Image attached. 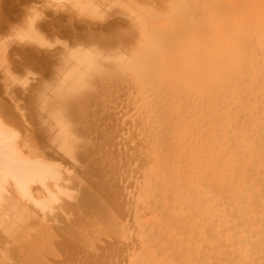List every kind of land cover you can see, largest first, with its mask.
<instances>
[{"label":"bare ground","instance_id":"obj_1","mask_svg":"<svg viewBox=\"0 0 264 264\" xmlns=\"http://www.w3.org/2000/svg\"><path fill=\"white\" fill-rule=\"evenodd\" d=\"M4 1L7 2V0ZM59 1H67L70 6L64 8L62 4L61 8V5H56V2L58 4ZM110 1L54 0V4L48 3L44 7L45 10L38 7L34 9L30 6L34 0L25 1L27 5L23 6L22 16L30 18L33 31L37 30L40 33L39 29L42 28L41 25L46 24L45 21L49 20L48 17L51 16L53 19V16L57 14H59L57 19L58 16H63V18L60 17V21L67 20L73 14V16L82 17L85 21L82 25L88 26L86 36H83L79 42L75 39H73L75 41L72 39L70 41L68 37L70 43L66 47L70 49L66 53H69L68 55H71L72 59L70 56L65 58L64 54L66 53L63 55L59 53L60 56L64 57V59L61 57V60L64 61L58 62L59 68L55 69V72L52 70L54 73L49 76L53 80L60 78V82L58 81V83L56 79L55 83L60 84L62 82L65 84L63 86L64 94H62L63 91L60 93L62 90L60 87L59 92L55 88L57 95L54 93L55 89L52 88L54 85L49 78L48 80L51 82L48 81L47 83L52 85L50 86L54 90V92L52 91L54 94H50L53 95L54 100L51 99L50 95H47V90H45L47 94L43 93L50 100L45 94H41L47 98L45 100L49 102L47 105L49 107L46 106L47 102L44 97L45 102L40 101L42 96L40 97L39 93H37L39 95L35 91L32 93L40 98L36 99V95L32 96L35 97L34 101L35 99L36 101L39 100L46 106V108L45 106L42 107L43 110L48 108V112L46 111L47 113H43V115L41 114L43 111L40 113V109H33L32 103L30 105L33 111L35 110L37 113L39 111V116H44L37 118L39 120L38 127L41 126L39 127L41 130L39 134L43 133V143H46L42 145L43 143L40 141L42 145L41 147L39 145L40 148L36 146V142L33 143L35 138H33V124L30 123L32 124L30 125V120H25L29 114L27 112L31 109L29 108L30 110L27 111L24 98L22 97L23 102L19 98L22 103L15 104L16 107L10 103L14 101L8 100L10 93H12L10 89H15L20 79L23 82L26 79L27 85H30L27 82L28 76L22 78L28 69L23 67L24 62L23 65H20L22 67H18L21 64L19 63L20 60H17L19 63L17 66L16 59L11 58L10 52L13 51V55L17 52L14 53L11 45L6 49V43L2 48L3 50L5 48V53H7L2 55L4 57L5 55H7L6 57L10 56L11 59L8 57L9 61L12 62L13 60L17 68L8 70L10 69L8 67H12L9 66L10 62L7 64L8 67L3 66L0 70V145L2 146H0L2 148L0 150V237L10 236L11 239L16 237L14 238L16 241V239H24L27 236L24 240L26 243L23 242L30 246L28 239H36L37 236H40L43 228L46 233V231H50L49 227H51L53 230L51 232L55 231L53 234L57 235L54 237L49 231V233L47 232L48 235H51L50 237L53 236L51 242L58 238L55 242L59 243L61 237V245L58 243L57 245L62 246V239L64 240V236H61L62 231L65 230L66 226H71L70 222L74 218L69 215L76 216L77 207L81 203L84 210L92 209V212H97V205H100L101 202L104 203L101 200L105 198L104 200L107 201L108 205L105 207L109 209H103L104 204L101 205V208L98 206L100 216L96 212H91L94 214L92 217V220H95L94 225L98 224V227H95L97 229L93 227L94 225L89 227L86 225L87 223H84L87 220L83 221L79 217L80 220H76L75 224L79 222V226L81 225L79 228L84 227L85 224V227L88 226L87 229H80L82 232L84 231L83 234L80 230L78 233L76 227L77 232H74L75 236H73L75 225L72 224L73 229L71 227L70 229L66 228V230H73L71 231L72 234L64 231V233L67 232L73 236L72 244L69 245L71 247L70 249L66 247L63 252H61L63 247H59L60 253L59 249H56L57 246L54 247L53 245L54 251L59 252L58 255L55 253L53 258L59 256V260L54 263L56 259L53 261L52 258V264H264V0H121L118 4L120 7L115 6L116 12H114V6L112 7L111 11L114 14H111V17L113 18H110V15L107 16V7H103ZM122 2H134L131 5L129 3V6L136 11H133V17L128 16L134 21H130L122 14L124 13L122 12L123 8L121 9L124 4ZM20 4L22 5L23 2ZM109 4L111 5V3ZM126 5L123 6L124 11L127 10L125 15L127 13L131 15L132 12ZM132 5L138 6V9ZM0 7L2 6L0 5ZM10 7L8 9H11ZM14 9L15 13L16 8L14 7ZM108 10L110 9L108 8ZM10 12L12 13V11ZM99 13H106V17L98 18ZM120 15L124 16L128 22L130 21L129 24L132 25L134 22V26L124 28V24L121 23L123 29H120L121 27L119 28L116 23L119 30V32L116 30L118 34H111L112 31L111 36H109L110 34L105 35L111 30L108 27L109 23L107 24L109 18L113 20L114 17H118L119 20L117 18L116 20L120 21ZM25 18L27 21V17ZM123 18L121 19L122 22L125 21ZM73 19H77V17ZM73 19L70 22H74ZM11 20L9 19V23L6 21L7 26L14 24L10 23ZM79 20L75 22L81 25L82 21L79 22ZM163 20L166 24H163ZM128 22L125 27L129 26ZM2 23L4 24V22ZM25 23L27 24V22ZM160 23L165 25V28L158 27ZM31 24L28 26L32 27ZM90 25L99 27L94 32ZM25 26L27 27V25ZM50 27L46 29L47 32H49ZM6 28L4 30H9ZM21 28L23 29L20 27L18 30L21 31ZM14 29V33L10 32L12 29L7 31L10 32L9 35L20 32H15ZM26 29L30 30V28ZM1 30L3 31V29ZM38 34L33 35L37 37ZM43 34L45 33L43 32ZM52 38L49 39L48 37V40L51 41L52 39L53 41L54 36ZM59 39L61 40V38ZM20 40H18L19 44L22 42L20 46L24 44L23 47H26L25 43L29 44L28 40L25 43L20 42ZM8 44H10L9 41ZM41 44L44 45L45 41ZM41 44L39 41L40 46ZM125 44L127 46H124ZM33 45H35V38ZM36 45L38 46V44ZM110 46H117L118 48H112L113 51L110 50V53L108 52L109 54L106 55L105 48ZM51 47H54L53 44ZM14 48L18 47L15 46ZM32 48L39 50V47L33 46ZM94 48L95 50L100 49V51L93 53ZM18 49H22L19 51L21 53L28 47ZM31 49L28 52L33 53ZM40 50H42V54L43 49ZM46 51L49 52V50ZM55 51L54 53H57L59 49L57 52ZM113 52L115 55L112 54ZM23 54L21 62L25 56ZM45 54H48L46 57L49 58L50 53L45 52L44 56ZM76 55L80 57H76ZM8 59L0 63L3 62L6 65L9 62ZM60 69L67 71L63 72ZM61 72H63L62 75ZM67 72L70 74L63 76ZM19 73L24 74L20 75ZM115 81L118 82L116 83L118 86L116 90L113 89L116 86L111 85ZM26 83L24 84L25 88ZM106 84H108V91L122 89L123 91L120 92H125L123 95L120 93L118 97L116 95L118 93H115L114 96V91H110L111 94L107 93L108 96L110 95L109 98L114 96L113 100L118 98L114 101L115 103L111 98V102L114 104L109 102V104L111 103L109 113H111L110 111L116 112L112 109L114 107L116 109L120 105L118 100L121 104H123L122 101L125 104L127 102L126 105L128 106L123 105L125 107L119 108L117 113L114 112L113 115L111 113V115L106 116L107 118L104 117L106 119H104L106 121L105 127L104 124H98L102 127V132L99 129L102 134L96 133V135L98 134L99 138L102 135L101 140L103 139L104 145L109 146L107 148L103 146L100 139L98 140V137L92 136L94 131L99 132L98 129L92 130L97 124L95 123L94 126L91 123V127L88 122L86 124L89 129L86 128L88 131H85L89 135L86 134L85 136L95 137L96 139H94L98 142L93 141L92 137L91 141L92 143L96 142V145L100 142L98 145L100 150L94 144H91L90 147L93 158L97 156V160H101L98 161L99 165L91 158L92 155L88 150L91 159L90 161H88L89 158H85L86 161L83 160L84 157L82 156L87 154L85 152L87 146L83 142L82 138L84 137L82 136L86 132L79 126V124L82 125L79 120L82 114L80 115V111L77 109L84 105L83 109L86 110L85 107L89 105L87 103L91 102L90 99L99 96V99L94 100V102L97 100L95 102L97 108L94 107V102H91L93 106L90 104L92 106L91 113L94 108L95 111L93 110V112L98 109L97 112L108 111L107 101L110 99L106 98L108 96L105 98L102 96L105 102L100 99V95L107 92L105 89H103L102 94L100 92L103 86L106 87ZM46 86L49 91L50 88L47 84ZM18 87L16 88L18 89ZM21 88L24 90L23 87ZM27 90L25 89V91ZM13 94L11 95L12 98ZM58 94L61 96L57 97ZM121 96L125 97L120 98ZM87 98L90 101L86 102ZM29 99L33 98L30 97ZM125 100L127 101L125 102ZM103 102L107 105H104L105 108L102 105L100 109L99 104H103ZM87 108L88 113L90 107ZM126 109L127 112L124 111ZM85 110L82 112L83 116L86 114ZM30 112L32 114V111ZM35 112L32 115L37 116ZM91 113L89 112V116L87 114L85 116L90 117ZM103 113H100L101 116ZM99 118L103 117H95L94 121ZM83 120H86V117ZM101 120L103 121V119ZM11 125H14L18 132L10 130ZM90 129L93 132H90ZM87 137L84 139L87 140ZM28 138L29 141L31 139L30 142H27ZM41 138L42 136L39 139ZM86 142L89 147L90 140L88 139ZM96 150L100 152L103 150L98 153L102 154V156L100 155L101 159H98V154L95 155ZM21 151H24L23 156L19 154ZM91 160L95 165L92 164ZM98 166H100L99 169L101 168L100 171H98ZM108 174L112 176L113 180L109 178ZM80 175L88 180V182L85 180V183H88L86 194L89 197L87 200L94 201L96 197L102 198L99 201L96 199L98 204L91 202L96 208L88 202L89 208L86 209L85 202H83L86 198L84 200L75 196V193H79H77V187H86L84 181L83 184H81L82 180L81 183L75 181L81 178ZM106 175L109 176V182L112 181L111 184L107 182ZM98 179H101L100 182ZM99 183L102 185L100 186ZM103 183L109 184L108 189L106 188L107 185L104 188ZM99 186L104 190L100 192ZM74 187H76V191ZM81 188L79 191L82 193L84 188ZM72 189L75 193L70 191ZM91 191L92 194H90ZM69 192L74 194L73 198L71 197L72 193ZM81 193L80 196L85 194V191ZM93 193H95V198L92 196L93 199H91L90 196ZM66 198L72 200L66 202ZM73 199L81 201L78 202V200ZM71 201L75 205L78 204L75 210L71 209V207L74 208ZM91 206L92 208H90ZM84 210L81 215L84 214ZM104 210L107 211L104 213ZM64 211L66 212L64 213ZM87 211L86 216L83 215L85 218L89 217L88 215L92 216ZM66 213H68L69 219H72L69 224L64 222L65 220L68 222V216H66L67 219L64 216L67 215ZM61 215L64 216L63 219L65 218L63 221L60 220L63 222L61 226L62 224L66 225L62 231L61 228L58 229L57 227L60 224V222L58 223L59 220L55 221L58 217L62 218ZM46 217L55 219L57 225L54 227L60 230V233L57 232L59 235L56 233L57 229L53 227L54 224H51L49 229L44 225ZM49 220L47 221L48 224H50ZM92 220L89 222L91 225L94 223ZM27 221L34 222V225L29 224V227L33 225L32 229L36 236L33 233L32 235L35 238L31 236V228L27 226ZM54 221L51 220V222ZM80 221L83 225L80 224ZM5 224L7 226H4ZM25 224H27V229L29 228L32 238H29V234L24 232ZM46 236L44 238L47 241L49 238ZM67 236L65 238L71 241L69 235ZM3 238L5 241V237ZM10 238L7 239L10 240ZM45 239H40V241L46 242ZM66 239L63 243L67 241ZM8 240L3 243L9 244L11 241L12 244L14 242L12 240L8 242ZM35 241L39 242L37 239ZM35 241L32 243H36ZM1 243L0 264H28L27 259L24 260V253L20 256V253L17 254L19 251L17 252L16 249L12 248H8V251L4 249V251L3 248H7V246ZM48 243L50 244V241ZM15 244L17 245V243ZM33 244L32 246H34ZM46 245L48 244L46 243ZM29 248L27 249L29 250ZM51 250L52 248L46 250L47 253L50 252V257L53 255ZM34 251L36 253V249ZM44 251L39 253L37 251V253H41L39 256L42 254L44 256L46 253ZM29 253L31 257V252ZM47 253L45 254L46 259L49 258ZM40 258H38V262H36L37 259L34 263L32 261L34 259H29V261L33 264L35 262L40 264L43 261L42 258L39 260ZM44 262L50 264L45 260Z\"/></svg>","mask_w":264,"mask_h":264},{"label":"rangeland","instance_id":"obj_2","mask_svg":"<svg viewBox=\"0 0 264 264\" xmlns=\"http://www.w3.org/2000/svg\"><path fill=\"white\" fill-rule=\"evenodd\" d=\"M9 1H10V2H9ZM17 1L19 2V5H18V2H17ZM25 1H26V0H7V2L4 1V0H1V1H0V5L2 6V7H0V13H1V14H0V18H1V20H0V26H3V27H4V28H3V27H0V38H1V39H0V40H1V41H0V46H1V44H2V46H1L0 48L2 49L3 46H5L4 44L7 43V46H5V48H6V47L8 48V47L11 45V47H13V49H14V53L17 51L14 55L12 54L13 51L10 52V53H11V58L13 57V58L16 59L15 62H16V64H17V66H18L19 63H21V64H19L18 67H22V66H20V65H23V62H24V66H23V67H24L25 69H26V68L28 69V70L26 69V70H27L26 73L23 71L26 75H25L24 73H21V74L19 73V74H20V75H23V74H24L23 77L21 76L23 79H24L25 76H28V78L26 77V78H27V82H28V84L30 83V85H27V83H26V79H24V82L26 83V88H25V87H24V84H25V83L23 82V80L20 79V82H18V83H19L18 86L20 87V89H19L18 86H16V87H18V89H17L16 87H15V89H14V88H13V89H10V90H11L10 92H12V93L9 92V93H10V99H8V100H9V101H14V102H10V103L12 104L13 107L15 106V104H17V103H18V104H21L23 101H25V102H26V106H27V111H29V110L31 109L30 111H32V114H34L35 110L33 111L32 108H31V107L34 106L33 109H36V110H39V109H40V113L43 111L41 114H43V113L45 114V113L48 112V111H47L48 108H47V110L44 109V110H45V111H44V110L42 109V107L45 106V105H44L42 102H40V101L45 102V101H46L45 98L47 97V95H50V97H52L53 95H51V94H54V93L56 94L57 92H59V87H60V89L62 88V90H60V93H62V91H63V89H64L63 86L65 85V84H62V82H61L60 84H61L62 87L59 86L60 84H58V83L60 82V78H58V79L56 78L57 80H56V79H55V80H56L57 82H58V81H59V82H58V83H57V82L55 83V80H53L52 78L50 79L49 76H51V74L53 75V73L55 72V69H58V68H59V66H57V65H58V62H62V61H64V60H61V57H63V56H60V54L63 55L64 53H66L67 50L69 51L70 48H67L66 46H67V45L70 43V41H72L73 39L77 40V42H79L80 40H82V39H83L82 37H83V36H86V33L88 32V26L86 27V26H83V25H82V24H84V22H85L84 19H83L82 17L79 18V16H76V15L73 16L74 14H73L71 17H69V18H72V17H73V18H76V17H77V19H73V18H72V19L74 20V22L77 21L78 19H80L79 22H80V21H82V22L84 21L83 23L81 22V25H82V26H81L80 24L78 25V22H77V24H76V22L74 23L73 21L70 22L72 19H71V20H68L69 18H67V20H65V21H63V20L60 21V17H61V16H58V19H57V15H59V14H57V15L53 16V19L51 18V16H49V17H48L49 20H48V18H47L48 21H45V20H44L45 23H46V24H45L46 26H45L44 24L41 25L42 28L39 29V30H40V33H39V31H37V30H36V31H33V24H31V20H30V18H29L28 16H22V15H23V14H22V9L24 8L23 6H26V5H27ZM39 1H41L42 3L39 2ZM39 1H38V0H37V1L34 0L35 3L33 2V4H31L30 6H32L34 9H36V7H38L39 9L45 10L44 7H46V6L48 5V3H49V4H54V3H53L54 0H53V1H52V0H48V1L45 0V3H47V4L44 3V0H39ZM50 1H51L52 3H51ZM55 1H56V0H55ZM108 1H109V0H108ZM114 1H115V0H114ZM114 1L111 0L110 2H107V4H104V5H103V7H107V8H106V11H107V12H106V11H105V12L107 13V16L110 15V18H113V17H111V14H114L113 11H111V10H112V7L114 6L113 9L115 8L116 5H117V8L120 7V5H118V4L120 3L121 0H116L117 2H116V1L114 2ZM131 1H133V0H131ZM136 1H137V0H136ZM22 2H23V4L21 5L20 3H22ZM65 2H66V4H65ZM2 3H3V4H2ZM10 3H11L12 5H11ZM15 3H16V5H15ZM24 3H25V4H24ZM36 3H37L38 5H37ZM109 3H111L112 6H111ZM113 3H114V4H113ZM122 3H124L125 5L127 4L126 7H128V8H129V11L132 12L131 15L128 14V13L125 15V13L127 12V10L124 11V7H123V6H125V5H124V4L122 5ZM122 3H121V5H122L121 9L123 8V9H122L123 11H122L121 9H119V10H121L122 12H124V13H122V14H124V16L127 17V19H129V20L131 21L133 18L128 17V16H132V17H133V11H136V10L130 8L129 3H130V5H131V3L133 4L134 2H129V3L122 2ZM135 3H136V2H135ZM138 3H139V1H138ZM62 4H63V7H64V8H65V6H67L66 8H68V7L70 6V4H68L67 1H63V2H60V1H59L58 4H57V2H56V5H57V6L61 5V6H60L61 8H62ZM136 4H137V3H136ZM35 5H36V6H35ZM43 5H45V6H43ZM134 5H135V4H134ZM3 6H4V7H3ZM10 6H11V7H10ZM19 6H20L21 8H20ZM118 6H119V7H118ZM132 6H133V5H132ZM6 7H7V8H6ZM9 7H10L12 10H11V9H8ZM14 7L16 8L15 13H14V11H13V10H15ZM18 7H19L20 9H19ZM60 7H59V8H60ZM110 7H111V8H110ZM133 7L136 8V9H138V6H136V7L133 6ZM17 8H18V9H17ZM38 8H37V9H38ZM108 8H109L110 10H108ZM117 8L114 9V10H115L114 12H116V9H117ZM5 9H7V10H5ZM125 9H127V8H125ZM130 9H132V10H130ZM8 10H9V11H8ZM2 11H3L4 14L2 13ZM7 11H8V12H7ZM10 11H12L13 14H12ZM117 11H118V10H117ZM129 11H128V12H129ZM16 12H18V13H16ZM20 12H21V14H20ZM131 12H130V13H131ZM5 13L7 14V16H6ZM106 13H99V14H98V18H99V17H102V16H103V17H106V15H105ZM8 14H9V15H8ZM101 14H102V15H101ZM122 14H121V15H122ZM3 15H4V16H3ZM13 15H14L15 17H14ZM62 15H63V14H62ZM121 15L119 16L120 21H118V20H119L118 17H116L118 20H116L115 17H114L113 20H111V19L109 18V21L107 22V24H108V23H109V24L111 23V25L108 24V27H110L111 30L109 31V33H106L105 35L110 34L112 31H113V33H111V34H113V35H117V34H118L117 31L119 32L118 27H119V28L121 27L120 29H123V27H124V28H130L131 26H134V25H133L134 22L132 23V25L129 24L130 21L128 22V21L126 20V18H125L124 16H121ZM9 16H10V17H9ZM18 16H19V17H18ZM21 16H22V17H21ZM112 16H113V15H112ZM3 17H4V18H3ZM5 17H6L7 19H6ZM17 17H18V18H17ZM25 17H27V19H28L29 21H28V20L25 21V20H26ZM55 17H56V18H55ZM123 17H124V18H123ZM8 18H9L10 20L12 19L10 23H14V24H12V25H11V24H8V26L10 25V26H12V27H10V26L8 27V26H7L6 21L9 23V19H8ZM16 18H17V19H16ZM61 18H63V16H62ZM84 18H85V17H84ZM98 18H97V19H98ZM122 18H123V20L126 21V22L123 21V22H125V23L122 22V20H121ZM134 18H135V17H134ZM3 19H4V20H3ZM13 19H14L15 21H14ZM21 19H22V20H21ZM51 19H52V20H51ZM56 19H57V20H56ZM86 19H87V18H86ZM53 20H54V21H53ZM17 21H18V22H17ZM20 21H21V22H20ZM24 21L27 22V24H26ZM50 21H51V23H50ZM67 21H68V22H67ZM132 21H134V20H132ZM163 21H164V20H163ZM163 21H162V23H163ZM2 22H4V24H3ZM15 22H17L18 24H17V23L15 24ZM54 22H55V23H54ZM61 22H62V23H61ZM127 22H128V25H129V26L126 25L127 27H125V24H126ZM20 23H21V24H20ZM29 23L32 25V27H31V26H30V27L28 26V25H30ZM58 23H59V24H58ZM63 23H64L66 26H65ZM116 23L118 24V27H117V24H116ZM119 23H120V24H119ZM121 23L124 24V26H123ZM162 23H160V24L158 25V27L161 26L160 28H165V25H163V24H166L165 21H164L163 24H162ZM1 24H2V25H1ZM24 24L27 25V27H26ZM47 24H48V27H47ZM49 24H53V25H49ZM55 24H56V25H55ZM71 24H72V25H71ZM161 24H162V25H161ZM4 25H5V26H4ZM13 25H14V26H13ZM22 25H23V26H22ZM59 25H60L62 28H61ZM76 25H77V27H76ZM112 25H113L114 27H113ZM15 26H16V27H15ZM18 26H19V27H18ZM24 26H25V28H24ZM50 26H51V27L54 26V28H51ZM80 26H81V27H80ZM93 26H95V25H92V26L90 25V27L92 28V30H94V32H95L99 26L97 27V25H96L94 28H93ZM122 26H123V27H122ZM6 27L9 28V30H8ZM17 27H18V28H17ZM20 27H23L24 31H27L28 33H29V32H30V33H29V34H28L27 32L25 33L24 31H22V30H23L22 28H21V31H22V33H21V31L18 30V29H20ZM39 27H40V26H39ZM43 27H44V28H43ZM46 27H47V28L50 27V29H48V31L51 33V36H50V33L46 31V29H47ZM58 27H60V28H58ZM78 27H80V28H78ZM85 27H86L87 29H86ZM111 27H113V28H111ZM5 28H6L7 30H4ZM14 28H15V29H14ZM16 28H17V30H16ZM26 28H30V30H27ZM64 28H65V29H64ZM66 28H67V29H66ZM74 28H75V29H74ZM81 28H83V29H81ZM95 28H96V29H95ZM1 29H3L4 33H6V34H4L3 31H2ZM11 29H12V31H10ZM13 29L15 30V32H16V31H20V32H16V33H15L16 36L13 35V34L9 35L10 32H11V33H14V32H13ZM25 29H26V30H25ZM41 29H43V30H41ZM52 29H53V30H52ZM112 29H114V30H112ZM50 30H51L53 33H52ZM75 30H76V31H75ZM116 30H117V31H116ZM7 31H10V32L8 33ZM32 31H33V32H36V33H33ZM41 31H42V33H41ZM115 31H116V32H115ZM37 32H38L39 34H38ZM43 32H44L46 35L43 34ZM60 32H61V33H60ZM67 32H68V33H67ZM70 32H71V33H70ZM1 33H2V34H1ZM20 33H21V34H20ZM23 33H24V34H23ZM31 33H32V34H31ZM65 33H66L67 35H70V36H67ZM26 34H28V35H26ZM33 34H38V35H37V37H36V35L34 36ZM41 34H42L43 36H42ZM52 34H54V35H53V36H54V40H53V41H52V39H53V38H52V37H53ZM57 34H58V35H57ZM83 34H85V35H83ZM111 34H110L109 36H111ZM12 35H13L15 38H14ZM25 35H26V36H25ZM31 35H32V37H31ZM56 35H57L58 37H57ZM71 35H72V37H71ZM10 36H12V38H10ZM17 36H18V37H17ZM19 36H20V37H19ZM22 36H23V37H22ZM33 36H34V38H35V45H33V44H34V38H33ZM55 36H56V37H55ZM29 37H30V38H29ZM39 37H42V38H39ZM44 37H45V38H44ZM48 37H49V39H50V37L52 38L51 41L48 40ZM68 37L70 38V41H69V38H68ZM74 37H75V38H74ZM105 37H106V36H105ZM20 38H22V39L20 40ZM25 38H26V39H25ZM31 38H32V39H31ZM58 38H61V40H60V39L58 40ZM67 38H68V39H67ZM76 38H78V39H76ZM81 38H82V39H81ZM4 39H5V41H4ZM7 39H8V40H7ZM9 39H10V40H9ZM16 39H17V41H16ZM38 39H39V41H40V44H41L42 42L44 43V41H45V44H44V45L41 44V46H40V45H39V41H36V40H38ZM41 39H43L44 41H43V40L41 41ZM63 39H65V40L67 39V40L65 41V40H63ZM71 39H72V40H71ZM11 40H12V41H11ZM18 40H20V42L23 41V43H25V41L28 40L29 44H28V43H25V44H26V47H28V49L25 50V51H21V53H20L19 51L22 50V49L19 50L18 48H26V47H23L24 44H22V45L20 46V44H21L22 42L19 44V43H18V42H19ZM47 40H48L49 42H48ZM55 40H56V41H55ZM62 40H63V42H62ZM75 40H73V41H75ZM8 41H9L10 44H8ZM13 41H14V42H13ZM30 41H32V42H30ZM26 42H27V41H26ZM36 42H38V43H36ZM50 42H51V44H49ZM53 42H54V43H53ZM58 42H59V43H58ZM15 43H16V44H15ZM30 43H31V44H30ZM57 43H58V45H57ZM61 43H62V44H61ZM14 44H15V46L18 47V48H14L15 46H12V45H14ZM36 44H38V46H37ZM47 44H48V46H47ZM52 44H53L54 47H51ZM59 44H60V45H59ZM126 44L129 45V43H126ZM126 44H125L124 46H127ZM18 45H19V46H18ZM29 45H30V47H29ZM32 45H33L34 47H39V50H38V49H35V50H34V48H32V49H33V50H32V49H31V47H33ZM42 45H43V46H42ZM24 46H25V45H24ZM55 46H57V47L55 48ZM11 47H10V48H11ZM48 47H49V49H47ZM50 47H51V48H50ZM63 47H64V48H63ZM114 47H117V46L106 47V48H105V51H106L105 54H106V55L109 54V53H110L109 51L112 50V48H114ZM5 48H4V50H3V49H2V50L0 49V50L2 51V52L0 53V59H1L0 62H1V61H4V62H5V61L8 59V57L10 58V56L6 57L7 55H5V57L3 56L4 53L6 52V51H5ZM7 48H6V49H7ZM29 48L31 49V51H32L33 53L28 52V51H30ZM41 48L43 49V53H42L43 55L41 54V52H42V50H40ZM44 48H45V49H44ZM53 48H55V49H53ZM62 48H63V50H60V49H62ZM108 48H109V50H108ZM110 48H111V49H110ZM117 48H118V47H117ZM122 48H123V47H122ZM11 49H12V48H11ZM15 49H16V50H15ZM58 49H59L60 52L58 51ZM96 49H97V48H96ZM106 49H107L108 51H107ZM23 50H24V49H23ZM46 50H49V52L46 51ZM50 50H51V52H50ZM55 50H56V51H55ZM64 50H65V51H64ZM93 50H95V48H94ZM97 50H98V51H97ZM97 50H95L96 52L94 51L93 53H98V52L100 51V49H97ZM38 51H39V52H38ZM52 51H53V52H52ZM54 51H55V52L58 51V52H57L58 54H57V53H54ZM61 51H62V52H61ZM105 51H104V52H105ZM112 51H113V50H112ZM112 51H111V52H112ZM116 51H118V49H116ZM116 51H114V52L116 53ZM18 52H19V55L17 54ZM37 52H38V53H37ZM45 52H46V53H50V54L53 53V54H52V55L49 54V58H48V57H46L48 54H47V55L45 54V56H44V53H45ZM108 52H109V53H108ZM114 52H113L112 54L115 55ZM23 53H24V54H23ZM28 53H29V54H28ZM36 53H37V54H36ZM39 53H40V54H39ZM59 53H60V54H59ZM2 54H3V55H2ZM5 54H7V53H5ZM20 54H21V55H20ZM22 54L25 55V56L23 57V60H24V59H26V60H24V61L22 60V62H21ZM27 54H28V55H27ZM32 54H33V55H32ZM38 54H39V55H38ZM56 54H57V55H56ZM66 54H67V55H66ZM66 54H64V55H65V58H67L68 56H70V59H72L71 55H68L69 53H66ZM1 55H2V56H1ZM9 55H10V54H9ZM12 55H13V56H12ZM16 55H18L19 57L16 56ZM29 55H30V56H29ZM34 55H37V56H34ZM41 55H42V56H41ZM106 55H105V56H106ZM26 56H27V58H25ZM52 56H53V57H52ZM54 56L56 57L55 59H54ZM59 56H60V57H59ZM66 56H67V57H66ZM77 56L80 57L79 55H76V57H77ZM108 56H109V55H108ZM110 56H111V54H110ZM2 57H3V59H2ZM20 57H21V58H20ZM42 57H43V58H42ZM4 58H5V60H4ZM11 58H10V59H11ZM41 58H42V59H41ZM18 59H19L20 61H19ZM27 59H28V60H27ZM51 59L54 60V61H52ZM63 59H64V57H63ZM17 60L19 61V63H17ZM29 60H30V61H29ZM49 60H50L51 62H50ZM55 60H56V61H55ZM8 61H9V59H8ZM10 62H11V60H10L9 62H7L6 65L2 62V63H3L2 66H1L2 63H0V70L3 68V66H4V67H8L7 64H9ZM15 62L12 60V62L10 63L9 66H12L13 68H12V67H8V68H10V69H8V70L11 71V70L17 68ZM47 62H48V63H47ZM52 62H53V63H52ZM28 63H29V64H28ZM13 64H14V65H13ZM25 64H27V65L25 66ZM52 65H53V66H52ZM43 66H45V67H43ZM29 67H30V68H29ZM43 68H44V69H43ZM50 69H51V70H50ZM66 69H67V68H66ZM66 69H65V70H66ZM49 70H50V71H49ZM52 70H53L54 72H53ZM60 70L63 71V72L65 71V70H63V69H60ZM66 71H67V70H66ZM66 71H65V72H66ZM63 72H61V75H62ZM68 72H69V71H68ZM68 72H67V73H64L63 76H66V75L68 76V74H70V73H68ZM0 74H1V73H0ZM19 74H18V75H19ZM18 75H17V77H18ZM46 75H48V76H46ZM59 76H60V75H59ZM52 77H53V76H52ZM18 78H20V76H19ZM44 78H46V79H44ZM48 78H49L50 80H52V82L49 81ZM28 79H30V80L28 81ZM40 80H41V81H40ZM44 80H45V82H43ZM48 81H49V83L51 82L52 85H54V86H52L51 84L47 83ZM32 82H33V83H32ZM35 82H36V83H35ZM20 83H21V84H20ZM23 83H24V84H23ZM40 83H42V84H40ZM53 83H54V84H53ZM116 83H118V82L115 81V83H114V84H111V85H115V86H116ZM32 84L34 85V88H33V89H32V87H33ZM46 84L48 85V88H50V89H49L50 92L48 91ZM55 84H57L58 86L56 87ZM43 85H45V86H43ZM50 85H51L52 88H54V89L57 88V92H56V89H55V92H54V90L51 89V86H50ZM107 85H108V84H106V87H105V88H104V86H103L102 89L100 90L101 94L103 93V89H105V91H107L106 93L100 95V99H103L102 96H104V98H105L106 96H108L107 93H110V94H111L110 91H112V89H111V90L109 89L110 91H108V89H107V88H108ZM111 85H109V86H111ZM118 85H119V84H118ZM36 86H37V87H36ZM38 86H40V87H38ZM21 87H23L24 90H23ZM42 87H43V88H42ZM44 87H45V88H44ZM41 88H42V89H41ZM109 88H110V87H109ZM111 88H113V87L111 86ZM117 88H118V86H116V87L113 88V89L116 90ZM119 88H120V86H119ZM16 89H17V91H19V92H17ZM25 89H26V90L29 89V90L25 91ZM30 89L32 90V92H31ZM35 89H38V90H35ZM43 89H44V90H43ZM106 89H107V90H106ZM13 90H14V91H13ZM39 90H41V91H39ZM45 90H47L48 94H47V92H46ZM115 90H113V91H114V96H115V93H118V94H116L117 97L120 96V95H119L120 93H122V95L125 94V92H124V93H123V92H120L122 89H121V90L118 89L119 92H118V90H117V91H115ZM21 91H23V92H21ZM24 91H25L26 93H25ZM34 91L36 92V94L39 93L40 95H39V94H37V95H39L40 97H41L43 94H45V93H46L47 95L45 94L46 97H45V96H42V100H40V101L37 100V101H36V99L39 98V96L37 97L36 94H32V93H35ZM52 91H53L54 93H52ZM64 91H65V90H64ZM64 91H63L62 94H64ZM113 91H112V92H113ZM122 91H123V90H122ZM2 92H3V91H2ZM29 92H30V93H29ZM43 92H45V93H43ZM13 93H15V94H13ZM27 93H28V94H27ZM42 93H43V94H42ZM50 93H51V94H50ZM12 94H13V98H12V96H11ZM30 94H31V95H30ZM41 94H42V95H41ZM106 94H107V95H106ZM24 95H25V96H24ZM35 95H36V96H35ZM56 95H57V94H56ZM56 95H55V97H56ZM58 95H59V94H58ZM112 95H113V93H112ZM112 95H111V96H112ZM20 96H21V97H20ZM27 96H28V98H27ZM32 96H35V97H36L35 101H34V98H35V97H32ZM60 96H61V95H59V96H57V97H60ZM109 96H110V95H109ZM109 96L106 97V98H109ZM114 96H113V98H114ZM125 96H126V95H125ZM125 96H123V97L121 96L120 98H124ZM8 97H9V96H8ZM22 97L24 98V100H23ZM30 97L33 98V99H29ZM43 97H44V100H45V101L43 100ZM57 97H56V98H57ZM126 97H127V96H126ZM19 98L21 99V101H22V100H23V101L20 102V101H19V100H20ZM25 98H26V99H25ZM47 98H48V97H47ZM47 98H46V99H47ZM94 98H95V99H99V96H97V98H96V97H94ZM111 98H112V97H111ZM111 98H109L110 100L107 99V100H108V101H107V103H108V108H107V106H106V108L108 109V111H107V110H106V111H107L108 114L106 113V111H103L104 113H103L102 111H101V112H97L99 109L96 110V112H93V110L95 109L94 107L97 106V105L95 104V102H96L97 100L94 102L95 99H93V98H92L93 101H92V99H90L92 103L94 102L93 105L95 104L94 107H93L94 109L92 110V113H93V114H92L91 111H90V109H91L92 106H93L92 103H91V102H90V103H87V104H89V105L91 104L92 106H91V105H90V106H89V105H86L87 107H90L89 110H88V113H89V112L91 113V114H90V115H91L90 117H92L94 114H96V115L93 116V118L88 117L89 114H88L87 111H86V110L88 109L87 107H85L86 110L83 109V106H84V105H82V108H81V107H78L77 110L80 111V115L82 114V116H83V113H82L83 110H85L84 112H86V114L88 115V116H85L86 114H84V116L86 117V120H83V118H85L84 116H83V118H82V116H81L82 119L79 118L80 123H82V125H85V126H82L81 124H79V126H81L80 128H81L83 131L89 129V128L87 127L88 125L86 126V124H88V123L90 124V125H89L90 127L92 126L91 123H92L93 125H94L95 123L97 124L96 127H94L96 124L93 126L94 128H92V130H94V129L97 130V129H98L97 131H99V129L102 128V127H100L101 125L98 126V124H104V123L106 122V121H105V120H106L105 118H107L106 116H109V114L111 115V113H112V111H110L111 113H109V105L111 106V103L114 104V103H115L114 101L118 99V98H115V100H113V98H112V101L114 102V103H113V102H111ZM128 98H130V97H128ZM14 99H16V100H14ZM17 99H18V100H17ZM39 99H40V98H39ZM48 99H49V98H48ZM51 99L54 100V97H52ZM126 99H127V98H126ZM26 100H27V101H26ZM28 100H31V101H28ZM49 100H50V99H49ZM90 100H88V98H87L86 102H87V101H90ZM121 100H122V99H121ZM121 100H120V101H121ZM123 100H124V99H123ZM127 100H128V99H127ZM127 100H125V102H126ZM17 101H19V102H17ZM103 101H104V99H103ZM129 101H130V100H129ZM46 102H47V101H46ZM86 102H85V104H86ZM100 102L102 103V100H101ZM100 102H98V103H100ZM104 102H105V101H104ZM104 102H103V104H99V108H100V109H101V106H102V105H103V106H104L105 104L107 105V103H104ZM109 102H111V103L109 104ZM130 102H131V101H130ZM31 103H32V105H31ZM33 103H34V105H33ZM39 103H40V105H39ZM118 103L120 104L119 106H121V107L117 106L118 109H117V108L114 109L115 107H114V108L112 107L113 109L111 108L112 110H116V112L114 111L115 113H117V110H120L119 108H123V107H125V106H128V105H126V104H128L127 102H126V104H125V103L122 101L123 104H121V103L119 102V100H118ZM28 104H29V105H28ZM36 104H38V105H36ZM42 104H43V105H42ZM30 105H31V107H30ZM35 105H36V107L41 106V105H42V106H41L40 108H36ZM47 105H49V102H47L46 106H47ZM116 105H117V102H116ZM123 105H125V106H123ZM26 106H25V107H26ZM46 106H45V108H46ZM112 106H113V105H112ZM122 106H123V107H122ZM15 107H16V106H15ZM47 107H49V106H47ZM97 107H98V106H97ZM97 107H96V108H97ZM29 108H30V109H29ZM43 108H44V107H43ZM104 108H105V106H104ZM126 108H127V109H130L129 107H126ZM41 109H42V110H41ZM81 109H83V110H81ZM124 109H125V108H124ZM127 109L124 110V111L127 112ZM102 110H104L103 107H102ZM122 110H123V109H122ZM130 110H131V109H130ZM27 111H26V112H27ZM30 111L27 112V113H29V114L27 115V117H26L25 120H27V121L30 120L29 124H30V123L33 124V125L30 124V125H32V127H33V128L31 127L32 130H34V131H33V133H34V134H33V138H34V137H35V138H34L33 143L36 142V143H37V144L35 143L36 146H38V148H40L42 145H45V144H46V143H43V142H44V141H43V140H44V139H43V135H42L43 133H42L41 135L39 134V133H41V130H40V128H39V127H41V126L38 127V125H39V124H38V123H39L38 121H39V120H38L37 118H38V116H39L40 114H38L39 111H38V113H37V111H36L35 114H37V116H36V115H32ZM46 111H47V112H46ZM78 111H77V112H78ZM94 111H95V110H94ZM114 112L112 113V115L114 114ZM119 112H120V111H119ZM128 112H130V111L128 110ZM100 113H103V114H102L103 116H101ZM105 113H106V115H104ZM130 113H131V112H130ZM44 114H43V115H44ZM97 114H98V115H97ZM29 115H30V116H29ZM43 115H41V116H39V117H44ZM33 116H35V117H33ZM99 116H100V117H103V118H101V119H103V121H102L100 118H99L100 120H99V119H98V120L96 119L97 121H94L95 117L98 118ZM32 117H33V118H32ZM104 117H105V118H104ZM87 118H88V119H91V120H89L90 122L88 121ZM104 119H105V120H104ZM34 120H35L36 122H35ZM79 120H78V122H79ZM82 120H83V122L85 121L86 123H85V122H84V123L81 122ZM93 121H94V123H93ZM76 122H77V121H76ZM87 122H88V123H87ZM97 122H98V123H97ZM99 122H100V123H99ZM35 123H36L37 125H36ZM30 125H29V127H30ZM35 125L37 126V128H36ZM105 125H106V124H104V127H105ZM102 126H103V125H102ZM84 127H85V128H84ZM98 127H100V128H98ZM9 128H10V130H13V131H16V130H17V128H16L14 125H11ZM31 128H30V129H31ZM83 128H84V129H83ZM86 128H87V129H86ZM41 129H42V128H41ZM32 130H30V131L32 132ZM92 130L90 129V132H93ZM87 131H88V130H87ZM87 131H85L86 133H85L84 135H83L84 132L82 133V135H83L82 137L85 138V137H87V136H85L86 134L89 135V133H87ZM100 131L102 132V129H101ZM100 131H99V132H95V131H94V133H92V136L95 135L96 138H97L100 134H102ZM16 132H18V131H16ZM96 133H98V134L100 133V134H99V135L97 134V135H98V136H97ZM90 134H91V133H90ZM37 136H39V137L37 138ZM41 136H42V138L39 139ZM92 136H90V138L87 137V138L90 140V142H91V143H90V142L88 143V144H89V147H88L87 142H86L88 139L86 140V139L82 138V139H83V142H85V144H86V146H87V147H86V150L84 149L85 152H86L87 154H86V155H83L82 157H84V159H83V158H82V159L85 160V158H86V159L89 158L88 161H90V159L92 158V159H94V162H96V164H97V162H98V161H101V160H97V156H95V155H97L98 153H101L103 150H101V152L99 151L100 148H98V147H99L98 145L100 144V142H99V144L97 143V145H96L95 143L98 142L99 139L101 140L102 135H101V138L98 137V140H97V141L95 140L96 138H95V137H92ZM91 137H92V140H93V141H96V142H93V143H92V141H91ZM44 138H45V137H44ZM94 138H95V139H94ZM24 139H25V137H24ZM35 139H36V140H35ZM45 139H46V138H45ZM26 140H27V139H26ZM85 140H86V141H85ZM30 141H31V139H30ZM30 141H29V138H28V141H27V142H30ZM40 141L43 143L42 145H41V142H40ZM102 141H103V139L101 140V143L103 144V146H106V145H104V142H102ZM104 141H105V140H104ZM24 142H25V140H24ZM46 142H47V140H46ZM21 143H22V142H21ZM35 144H34V145H35ZM91 144L96 145V148L99 149V150H96V154L94 155L96 158H95V157L93 158V152H91V150H90ZM39 145H40V147H39ZM0 146H1V145H0ZM103 146L101 147L102 149H103ZM1 147H2V146H1ZM107 147H109V146H106V148H107ZM87 148H89V149H87ZM94 148H95V146H94ZM1 149H2V148H0V150H1ZM91 149H92V151H93V145H92V148H91ZM84 150H83V151H84ZM87 150H88V152L92 155L91 158L89 157V156H91V155L87 152ZM105 150H106V149H105ZM107 150H108V149H107ZM2 151H3V150H2ZM25 152H26V151H25ZM94 152H95V150H94ZM19 154H20V156H23V155H24V151L19 152ZM84 154H85V153H84ZM100 155L102 156V154H98V156H99L98 159H101V158H100ZM83 160H82V161H83ZM85 161H86V160H85ZM83 162H84V161H83ZM91 162H92L93 165H95V163H93L92 160H91ZM91 162H89V163H91ZM86 163H87V162H86ZM98 164H99V162H98ZM99 165H100V164H99ZM90 166H92V165H90ZM96 166H97V165H96ZM99 167H100V166H98V169H99ZM96 168H97V167H96ZM100 169H101V168H100ZM100 169H99L98 171H100ZM103 169H104V168H103ZM103 171H104V174H105V169H104ZM108 175H109V174H108ZM80 176H81V178H80V179L78 178V180L76 179L75 181L81 183L80 181L82 180V183H81V184H83V181H84V183H85V180H86V182H88V180H87L86 177H85V179H84V176H83V175H80ZM103 176H104V175H103ZM103 176H102V179H103ZM109 176H110V177H109ZM109 176L106 175L107 178L109 177L111 180H113V179L111 178L112 176H111V175H109ZM106 177H104V178H106ZM109 178L107 179L108 181H107L106 179H104V180H106L107 182H109V180H110ZM98 180H99V182H100L101 179H98ZM101 182H103V181H101ZM104 182H105V181H104ZM110 182H112V181H110ZM110 182H109V183H110ZM105 183H106V182H105ZM105 183H103V184H104V188H105V186L107 185L106 188L108 189L109 184H106V185H105ZM87 184H88V183H85L84 185H85L86 187H85V188L83 187V188H84L83 192L85 191V194H84L83 192H82V193H83V194H82V193L79 191V188H81V187H77V186H76L77 189H78L77 193L79 192L78 194L75 193V191L77 190L76 187H74V188H75V189H74L75 191H73V189L70 190V191H72L73 193H75V196H77V198H78V197L83 198V199L86 198V200L84 199L85 201H83V202H85L84 205H85V208H86V209L89 208V203H88V202H90V203L93 202V203L95 204L96 201H97L96 199H98V197H96V199H94L95 202L92 201V200H91V201H90V200H87L88 197H89V196L87 197V194H86V193H87V191H86V190H87ZM99 184H100V183H99ZM110 184H111V183H110ZM101 185H102V183L100 184V186H101ZM82 186H83V185H82ZM100 186H99V187H100ZM102 187H103V186H102ZM83 188H81V189H83ZM104 188H101V187H100V189H99L100 192H101V190H104ZM81 189H80V190H81ZM88 189H89V188H88ZM88 191H89V190H88ZM97 191H98V190H97ZM72 192H69V193H72ZM89 192H90V191H89ZM73 193L71 194V197H72V198L74 197V194H73ZM80 193L82 194L81 196H83V197L80 196ZM103 193H104V192H103ZM90 194H92V191H91ZM90 194H89V195H90ZM94 194H95V193H93V195L90 196L91 199H93L92 196L94 197ZM72 195H73V196H72ZM84 195H85L86 197H85ZM71 197H69V198H71ZM103 197H105V196H103ZM80 198H79V199H80ZM94 198H95V197H94ZM79 199H77L78 202L81 201V200H79ZM101 199H102V198H101ZM101 199H100V197H99L98 201L101 200ZM104 199H105V198H103V199L101 200V201H104V203L101 202V203H103V204L99 203L100 205H97L98 211L100 210L98 206H100V208H101V205H104V204H105L104 207L107 205V203H106L107 201H105ZM67 200H68V198H66V202H68V201H70V200H72V199H69L68 201H67ZM73 200L77 201L76 199H73ZM42 201H43V200H42ZM75 201H74V203H75ZM98 201H97V202H98ZM71 202H72V203H71ZM71 202H70V203L73 204V201H71ZM87 203H88V204H87ZM93 203H91L92 206H94ZM67 204H69V203H67ZM71 204H69V205H71ZM96 204H98V203H96ZM73 205H74V208L71 207V209L75 210V207H77L78 204H76V205L73 204ZM82 205H83V204L81 203V204H79V206L77 207L78 210H76V216H71V215H69V216L72 217V218L74 217L73 220H72V219H69V216H68V213H69V212L66 213L67 215H64V214H63V215L65 216V218H66V216H68V219L66 218V219L68 220V222H66L65 218L63 219V217H64L63 215H61L62 218H61V217H58L57 220H55V219L52 218V217H51L52 219H51L50 217H49V218L46 217L47 219H45V220H46V222H47L49 219H51L52 221H54V220H55V221H58V220H59L58 223L60 222V220H62V221L65 220L64 222H65L66 224H69V221L72 220V221L70 222L71 226H70V225H68L69 227L66 226V225H65V226H66V228H68V229H70V227L73 229L74 227H72V224H73V226L75 225V228L73 229V230H75V231L71 230V231H73V236H75V235H74V232H77V231H76L77 228H78V233H79V230H80V229H83V230H84V228L87 229L88 226H89V227H92V226L95 224V220H94V221L92 220V217L94 216V214H92V213H95L96 211H93V212H92V209H88V211L90 212L89 214H92V216H91V215H88L89 217H86V218H87V219H86L85 217H83V215H85V213H86L87 210H84V206H82ZM92 206H91L90 208H92ZM107 206H108V205H107ZM94 207H95V206H94ZM104 207L102 206L103 209H107V208H108V207H105V208H104ZM95 208H96V207H95ZM71 209H70V210H71ZM82 209L84 210V214H83V215H81V212L83 211ZM103 209H101V210H103ZM108 209H109V208H108ZM67 210H68V209H67ZM73 210H71V212H73V213L75 214V212H74ZM93 210H94V209H93ZM88 211H87V213H88ZM98 211L96 212V214H97V213H98V214L100 213V211H99V212H98ZM106 211H107V210H104V213H105ZM65 212H66V211H64V213H65ZM71 212H70V213H71ZM91 212H92V213H91ZM62 213H63V212H62ZM62 213H61V214H62ZM70 213H69V214H70ZM101 213H103V212L101 211ZM98 214H97V215H98ZM58 215H59V214H58ZM97 215H95V216L97 217ZM85 216H86V215H85ZM99 216H100V214H99ZM79 217H81V220H83V221H84V220H87V221H88V222H87V221L84 222V223H87V224H86V225H88L87 227H85V224H84V227L79 228V227L81 226V225L79 226V222H77V224H75V221H76V220H77V221L80 220ZM90 217H91L92 222H94V223H92V225H91V223L89 224V222H91ZM55 218H56V217H55ZM60 218H61V219H60ZM83 218H85V219H83ZM95 219H96V218H95ZM45 220H44V222H45ZM51 220H49V221H50V222H49L50 224H48V222H47V223L45 222L46 224L44 223V225H46L47 228H48L49 226H51V224H52V225L54 224L53 227H54L55 225H57L55 221H54V222H51ZM81 222H82V221H80V224L83 225V223H81ZM96 222H97V220H96ZM26 223H28V225L25 224L24 227H25V230H26V231L24 230V232H26V233L29 234V235L26 234V235L29 236V238H32V237H31V236H33L32 233L35 234L34 231H33V229H32V227H33V225H34V224H33L34 222L32 223V221H31V222H30V221H27ZM61 223H63V222H60V224L57 225V227H58V229L61 228L60 230L62 231V230H63V227L65 228V226H64V224H62V226H61ZM97 223H98V222H97ZM7 224L10 225V223H7ZM7 224H5L4 226H7ZM29 224H33V225L29 227ZM26 225H27L29 228L32 229V230L30 229L31 236H30L29 228L27 229V226H26ZM76 225H77V226H76ZM90 225H91V226H90ZM59 226H61V227H59ZM76 227H77V228H76ZM93 227H94V228H95V227H98V224H97V225H94ZM45 228H46V227H45ZM47 228H46V230H47ZM49 228H50V231H49V230H48V231H49L51 234L55 233V231H54V232H51V230H52L51 227H49ZM49 228H48V229H49ZM54 228H55V227H54ZM54 228H53V229H54ZM66 228H65V230H66ZM43 229H44V228H43ZM43 229H42V231H41L42 233L40 232V236H39L40 238H39L38 236H37V238H36L39 242H36V241H35L36 239H33V238H32V240H31V239H30V240L28 239V241L30 242L29 244H30L31 247L28 245V243L25 245L26 241H24V240H26L27 236H25V238L22 237V238H24V239H21V238H20V240H22L21 242H20L19 239H18L19 242H18L17 239H16L17 242L14 241V238H16V237H14V238L12 237V239H11L10 236H9V237H7V236H2V237H0V238L2 239V241H0V243L2 242L1 244H4L3 242H5V241L7 242V240H8L7 238H10V240H12V242L14 241L15 243H17V245H16L14 242L11 244V241L8 240V242H9V241H10V242H9V244L7 243L8 245H7L6 243L4 244V245L7 246V248L4 247L3 250L6 249V251H8V248L16 249L17 252L19 251L17 254L20 253V256H21L22 253H24L25 256H24L23 254H22V255H23V257H24V260L27 259L28 264H29V263H30V264H33L34 261H35V259H37L36 262H38V258H40V257L43 255V254H42L41 256H39L41 253H40V254H38V253H39V252H43L44 250H45L44 252H46L47 249L49 250L50 248H52V250H51V251H52L51 254L53 253V255H51V257H50V254H49L50 252H48V253L46 252V253H47V257L49 256L50 260H48L49 258H48V259L45 258V257H46L45 254H46V253H44V256L41 257V258L43 259V261H42L43 264H46V263L44 262V260L47 261V263L52 264V262L54 261V259H56V260L54 261V263H55L57 260H59V256H57V257L55 256L54 258H53V256H54L55 253H56V255H58L57 253L60 252V248H61V247H63V249L61 248V252H63V250H64L66 247H69V249H70L71 246H69V245L72 244V240H73V236L71 235L72 232H71L70 230H66V231L71 232V234L65 232V233H67V235H69V240L71 239V241H68V240H67L68 238H67V239L65 238V237L67 236V235L65 236V233H64L65 230H63V231H62L63 234H61V236L63 235L64 237H63V236H62V237L64 238V240L66 239L68 242L66 241L67 243H66V242L63 243L64 240L62 239V242H61V243H62V246H60V245H61V244H60L61 237H60L59 243L57 242L58 244H60V245L58 246L57 243L55 242L58 238H57L55 241H52V242H51L52 237H53V236L55 237V236H57V235L53 234V236L50 237L51 235H48L49 232L46 231V233L48 232V233L46 234V233L44 232ZM55 229H57V228H55ZM55 229H54V230H55ZM58 229H57L56 233H57V232L60 233V232H59L60 230H58ZM92 229H93V228H92ZM95 229H97V228H95ZM1 230H2V229H1ZM88 230H89V229H88ZM52 231H53V230H52ZM80 231H81V233L84 234V231H83V232H82V230H80ZM86 231H87V230H86ZM43 232H44V233H43ZM58 233H57V234H58ZM85 233H86V232H85ZM41 234H42V237H41ZM43 234H45V236H46V235L48 236V237L46 236V238H49V239H47V241H46V239L44 238L45 236H43ZM58 235H59V234H58ZM35 236H36V234H35ZM35 236H33V237L35 238ZM70 236H71V238H70ZM3 237H5V239H6L5 241H3V240H4ZM67 237H68V236H67ZM38 238H39V239H38ZM1 239H0V240H1ZM40 239H42V240L45 239L46 242H44V241L42 242V241H40ZM53 240H54V239H53ZM23 241H24L25 243H24ZM32 241H35L37 244H36V243L33 244ZM49 241H50V244L48 243ZM40 242H42V243H40ZM54 242H55V244H53ZM23 243H24V244H23ZM31 243H32L34 246L36 245V246H35L36 248H35L34 246H32ZM38 243H39V244H38ZM44 243H45V245H44ZM46 243H47L48 245H46ZM13 244H14V245H13ZM41 244H42V246H41ZM64 244H66V245H64ZM22 245H23V246H22ZM53 245H54V247L57 246L56 249H57V250L59 249V250H58L59 252H56V250L54 251V247H53ZM55 245H56V246H55ZM63 245H64V246H63ZM14 246H15V247H14ZM20 246H21V247H20ZM28 246H29L30 248H29ZM38 246H40V247H39L40 249L38 248ZM50 246H52V247H50ZM22 247H23V248H22ZM24 247H25V249H24ZM43 247H44V248H43ZM47 247H49V248H47ZM59 247H60V248H59ZM18 248H19V250H18ZM21 248L23 249L24 252L21 250ZM27 248H29V250H28ZM31 248H32V249H31ZM35 249H36V253H35V251H34ZM1 250H2V249H1ZM16 250H14V251L16 252ZM30 250H31V251H30ZM39 250H40V251H39ZM4 251H5V250H4ZM4 251H1V252L3 253ZM33 251H34V252H33ZM37 251H38V253H37ZM66 251H67V249H66ZM29 252H31V257L29 256V254H30ZM61 252H60V253H61ZM4 253H5V252H4ZM28 253H29V254H28ZM34 253H35V254H34ZM32 254H33V255H32ZM36 254L38 255V258H36V257H37ZM48 254H49V255H48ZM18 256H19V255H18ZM26 256H27L28 258H27ZM35 256H36V257H35ZM33 257H34V258H33ZM25 258H26V259H25ZM41 258H40L39 260H41ZM52 258H53V261H52ZM29 259H31V260L34 259V260H32L33 263H31V261H29ZM36 262H35V264H39V263H36ZM39 262H40V261H39ZM42 263L40 262V264H42Z\"/></svg>","mask_w":264,"mask_h":264}]
</instances>
